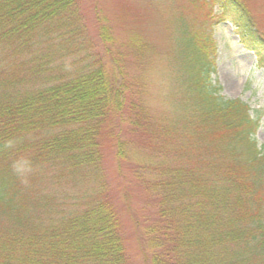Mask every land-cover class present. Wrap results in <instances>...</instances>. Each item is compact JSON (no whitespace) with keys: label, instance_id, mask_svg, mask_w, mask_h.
<instances>
[{"label":"trees","instance_id":"trees-1","mask_svg":"<svg viewBox=\"0 0 264 264\" xmlns=\"http://www.w3.org/2000/svg\"><path fill=\"white\" fill-rule=\"evenodd\" d=\"M185 1L164 56L170 111L157 112L148 40L112 49L87 0H0V264H134L127 224L147 264H264L258 119L220 94L215 47L183 12L257 30L243 0Z\"/></svg>","mask_w":264,"mask_h":264},{"label":"rangeland","instance_id":"rangeland-1","mask_svg":"<svg viewBox=\"0 0 264 264\" xmlns=\"http://www.w3.org/2000/svg\"><path fill=\"white\" fill-rule=\"evenodd\" d=\"M243 1L247 5V12L257 31L254 27H247V23L233 12L224 14V18L218 22L216 18L210 21L204 20L203 17V20L194 18L188 11H184L183 14L189 25L204 29L215 47L216 73L213 77L217 79L221 87L220 94L245 102L250 108L251 116L258 119V127L253 138L257 146L261 148L264 147V66L258 64L257 55L253 49V39L264 36V0ZM87 2L92 8L95 6L98 19L110 26L113 38L112 49H122L130 41L129 38L136 34L148 40L153 51V56L149 59L150 68L146 74L145 70L143 71L149 92L148 103L157 112L170 111L166 110L171 103L167 99L169 83L165 72L164 56L170 49V34L175 30L173 22L186 1L87 0ZM211 11L215 16L219 14L217 4L212 3ZM233 19L235 23L232 22ZM71 58L73 59L66 60L63 65L67 67L72 65L73 61L82 60L79 57L68 59ZM81 64H85L84 60ZM133 72H136L135 66ZM107 166L108 177L112 178L115 173L111 158L107 160ZM131 200L132 211L136 212L137 208L140 210L141 202L132 192ZM124 230L129 245L128 253L134 264H147V260L141 255L142 249L137 241L139 232L129 224L125 225Z\"/></svg>","mask_w":264,"mask_h":264}]
</instances>
